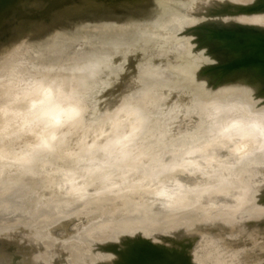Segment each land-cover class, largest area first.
Wrapping results in <instances>:
<instances>
[{
  "label": "rangeland",
  "instance_id": "1",
  "mask_svg": "<svg viewBox=\"0 0 264 264\" xmlns=\"http://www.w3.org/2000/svg\"><path fill=\"white\" fill-rule=\"evenodd\" d=\"M29 1L0 0V17L2 16V19L4 16H6V19L9 18V21L6 19H3V21L0 18L2 22H0V198L4 197L2 199H6L4 195L6 193V196H11L10 208L13 209V212L7 213L5 218L0 216V264H156L162 260L163 262L166 261L165 264L167 262L168 264H264V214L261 212L264 209L263 162L258 161L259 163L255 162V164L251 159L249 162L248 160L243 161L240 158L238 160L242 162L239 161V163H237L239 167L237 166L234 172L228 169L227 166L225 167L221 166V164H217L218 166L209 174L203 172V168H205V163L203 161L201 164L204 165V167L200 166V164L195 166L198 162H192L194 165H192V163L189 165L187 161H184L187 162L189 166L192 165L195 168L199 167V169L196 170H193L194 168L192 166L190 169L183 161H181V163H179V161L177 164H172L170 167L167 166L168 168L166 166H160L152 170L146 163L147 159H144L146 162L142 160L141 163L143 165L137 167L138 164L141 165L138 162L144 158V155L149 154V147H153L155 143H157V146L160 145L158 141L160 142L162 137L163 139L164 137L168 139L166 145L170 150L171 146L168 144L172 145L177 143L176 146L180 145L181 143L179 142H181V139L183 140L186 134L196 129L203 121L201 120L203 117L200 115L202 111L196 110L186 102L183 105L179 104V100L185 97V94H178V91H180L179 89H181L179 86L198 77L196 79H199L201 82L202 79L204 81L208 79L215 84L214 90L211 92L217 91L225 84L229 85L230 91L237 92L244 85L242 84L243 82L251 84L254 82L255 76L256 78H263L264 68L262 69L261 67L264 65H259L260 68H258L259 66L255 67L257 65L253 62L256 61H252V58L255 57L253 55H258L259 53L252 54L254 50L251 49V46L253 44L256 45L254 41H257L258 38L256 39L255 37L264 35V24L261 25L262 23L259 24V21H256L259 20L262 15V20L264 22V0H254L252 3L248 4L235 0L236 2L227 4L226 6H224L223 2L207 6L205 3L208 0L206 2L205 0H195V2L193 0H158V10H163L166 7H170V5L173 10L163 16L156 17L153 22L149 21L150 23L148 22L150 16L139 15V13L134 11H136L137 8H142V6L144 7L145 5L142 3L146 4L151 0H136L131 3H128L127 0H122V2H120V0H31V3ZM34 1L38 2L33 5ZM106 1L113 3L111 5H106L108 4ZM118 1L122 4L120 5ZM153 1L154 0L151 2ZM116 3L118 5H115ZM29 4L32 6L30 9L28 6ZM98 4L99 7L102 6L101 4H103L102 7L116 6V9L106 8L103 10L104 14L110 17L108 20L107 18L96 20L93 17L79 16L73 20L72 26L60 25L42 35L34 32L42 25H44L42 27L46 26L45 29H48L53 22L54 24L52 26L62 22V17H64L65 13H67V15H65L64 20H66V17L70 14L69 12L72 14L75 10L73 13H76V11L78 13L81 8V11L84 9L83 11L85 12L90 5H92L91 7H98ZM67 5L70 6L68 7ZM64 8L66 11H63V13L61 11L64 10ZM67 10H69V12H67ZM43 12L45 13L44 15ZM220 12H222L223 16L231 18L228 19L229 21L225 18L224 21L221 16L220 21L226 22H222L221 25L219 24L218 17L217 23L219 22L218 24L220 26H225L222 29H219V25L216 23L217 18L215 20V16H217L218 13L220 14ZM61 13H63V15ZM177 13L182 14L183 18H176ZM257 15L260 18H255V20L252 21L257 23L256 26L261 25V27L259 26L260 30L253 25L255 28L253 31H255V33L248 34L247 32L245 33V31H239L244 30V28H252L253 26L249 25L250 23L252 24L249 17L253 19V16ZM51 16H53V20L55 19L58 21V19H62L57 23L55 21L51 22ZM28 17L30 20L26 19ZM232 18H236L235 22ZM14 19H16V21ZM13 20L15 22H13ZM212 20L215 22H212ZM230 20L234 22H232L233 27L231 26ZM7 21L8 25L10 24L9 26H7ZM46 21L49 22L47 23ZM3 22L6 23H4V27H2ZM227 24H230L229 27L232 28H228ZM17 25L18 27H16ZM213 25H217V27ZM34 27L36 30H34ZM4 28L7 29V31H3ZM10 30L14 31V33ZM217 33L222 35L219 36L218 34V37L216 35ZM207 35H214V38H219L220 42V38L222 37H224L222 40L225 42V39L232 38L230 40H233L240 37V39L243 40L240 44L236 39L234 42H230V40L227 41L230 42V45L235 43L237 48L240 47L239 49L235 48L237 51L239 50L238 52L240 54L243 50L246 51L245 53L248 52L247 54L243 52L245 55L252 54L253 57L250 55L252 60L249 63L248 59L243 58L244 60H248L247 62L245 61V65L243 64L244 60L242 63L239 62L242 59H238V57H240L239 55L235 57V54H238L236 50L232 51V48L235 47L234 44V47L230 50L229 47L231 46L228 48L226 47V45L228 46V42L225 44V42L223 43L222 41L221 43H223V45H221H225L222 51L228 53L230 56L232 55L229 59V63H226L227 60L224 54L219 48L210 44ZM251 37L253 40L255 38V40H252L253 44L249 46L251 47L249 49V47L246 48V46H248L246 44V42L248 43L246 39L251 40ZM260 39H264V37L262 36ZM237 40H239V38ZM263 43L264 42L259 43L261 47L264 46ZM248 44H250V42ZM259 44L257 45L260 46ZM256 46L253 48L255 51L257 50ZM95 47L99 49H95ZM242 47L243 50L241 51ZM263 48H261V51H263ZM89 49L91 51L93 49L94 52L92 53L94 54L91 55L89 52L90 54L88 55ZM95 50H97L96 52L98 53H96ZM247 50H252V52ZM258 51L261 56L259 55L260 59L257 60H259L261 64H264L260 61L261 59L264 60V51L261 52L260 49H258ZM101 54L106 55V59L98 65L99 61L97 60L101 58ZM174 54L177 57L176 61L172 58ZM245 55L243 56L245 57ZM236 59L239 60V64H236ZM190 60L194 61L195 66L191 70L185 69L183 64H186V62ZM95 62L98 64L96 65ZM251 62L255 65L251 64ZM236 65L243 67H237ZM114 66H117V70H113ZM216 66L218 67L217 70ZM226 68L229 70L226 71ZM249 68L254 72L249 71ZM240 70L243 71L241 72L243 73L242 77L237 81L227 82L230 79L229 77L233 74L240 73ZM223 71L226 72L224 73ZM66 77H71L70 79L67 78L68 80L73 78L71 80L72 82L78 80V83H75V90L73 87H68L69 85L72 86V84L68 85L69 81H66ZM13 81L18 82V85L14 84V86L16 85V94L11 90V88L14 90L13 86H11V88L7 87L11 85L10 83H13ZM61 81L62 85L64 84L65 87H62ZM63 81L67 82V85L65 82L63 83ZM45 84L49 86L43 87ZM57 86V89H65L64 93L62 90H58L60 93L58 91L56 92L58 96H62H59L61 98L60 101H63L62 98H67L66 95H69V102L67 101L69 104L66 103L65 106L69 105V107H71V105L73 106V104L79 103L80 106H82L81 109H90L91 111L93 110L92 112H95L93 116L94 119L87 118L86 120V117L82 114L83 111L79 110L78 119H85L86 121L82 122L78 120L80 122L79 126H76L78 130L75 135L69 137L67 133L62 134L61 131H65L67 127L69 128L70 125L68 121L65 122V120L67 119L66 116L69 117L70 115H66V118L64 117L65 119L62 118V123L57 121L58 119L54 118V120L51 118L54 122H57L55 125L53 120H50L54 123L53 128L59 127L60 125L62 128L65 127V129L62 130L61 128H55L58 130V134L61 133L62 136L64 135L63 139H61L62 136H59V138L61 137L60 140L58 137H56L58 140L55 139V141L60 143V145L56 146L60 148L54 146V148L56 147V153L55 150H50V152L45 149L38 154L36 159L32 160L33 158L30 155L19 154L18 151H24V148L28 146V148H32V144L37 141V138L41 134H46L45 129L46 131L51 130L49 128H52V123L49 122L50 127L48 130L45 126L48 127L49 124L47 126L44 123L49 121H45L49 119L46 113L34 115V112H27L26 109L31 99L37 100L41 98L42 101H45L46 98L49 100L50 96L52 100L59 98L57 95L56 97L53 94L55 93L53 89L57 90ZM247 87L248 86L245 88L248 89ZM139 88L144 90L156 89L159 92V99L156 102L154 101L155 103H151L152 101L149 100L148 102L147 100L144 102L145 104L148 103L146 104L147 107H144V105V109L141 108L139 111V113L143 112L142 115H140L143 117V121H141L142 125L138 124L137 127H132V130L135 129V133H141L139 140H137L139 144L138 148L135 146L130 147L129 145L131 149L135 147L133 151L129 152L130 155H133L128 159L132 162L131 165L129 163L131 167L134 166L132 164L136 162L137 169L135 168L136 170H134V173L138 172L136 174L138 175L136 183L127 179L129 181H127V187L116 190L110 189L111 191L105 190L107 189L106 186L97 189L94 187L89 191L84 200H80L81 196L79 195V197L78 193L74 191L70 193L69 191L66 192V185H75L77 187L82 185L80 183H85L84 178L86 175L83 174L85 172V174H87L86 170H88L90 165H92L91 168L94 166L98 172L107 170L108 173H110L109 176H120L118 171L121 169V165L116 164V160H118L119 157L115 156V147H117V145L113 146L115 143L112 142L114 140H111L123 137L121 131L120 133L115 130V132L111 133V129L114 126L113 124H116L117 121L114 120V123L109 122L112 128L108 125L110 130L108 129V131L102 132L98 135V138L94 136L95 143L93 142V138L88 137H91L89 134H91L94 129L99 128L96 126H99L98 123L104 120V118H112V121L116 115L118 117V112L123 110L121 108V103L125 100L126 93ZM257 88L259 97V95L264 93V85ZM67 90H69L68 93ZM190 90L191 89H188L186 91ZM179 97L180 99H178ZM54 100L52 102L53 104L56 102H54ZM72 100L74 102H71ZM133 100L136 101L135 99ZM58 102L59 100L57 104H59ZM64 102H66V99ZM130 102L132 104V100ZM136 102L139 103V101ZM137 103L133 104L140 108L142 104H138L140 105L138 106ZM150 103L152 104L151 106L149 105ZM124 104L126 105L127 103ZM148 105L150 106L149 108ZM262 105L263 102L260 106ZM123 108H126V106ZM132 108L133 107L130 109L132 110ZM130 112L131 116H133V111ZM71 113L74 114L73 111ZM88 114L89 113L86 112V116ZM253 114L257 115L256 112H253ZM21 115L22 117H20ZM252 116L254 115L251 113V117ZM122 118L126 121H129V118L131 120L130 115L128 118L126 115ZM40 121L43 122L42 125L44 124L42 127L39 124L41 123ZM36 122L39 123L37 124ZM130 122L129 125L132 124V121ZM57 124L59 125L57 126ZM39 125L41 127L40 129L43 127L44 129L39 130L35 127H39ZM33 127L35 129H33ZM262 127L264 130V125ZM262 129L260 128V130ZM64 131L62 132L64 133ZM145 131L148 132V134L143 138ZM260 132L261 131H259V133ZM110 133L111 136L109 137L108 135ZM259 133H256V135H259ZM208 134L212 133L208 132ZM262 134L264 135V133ZM263 135L259 136L260 139L256 136L260 143L256 140L254 144L257 143L256 145H258V147L262 143L260 140H262L261 137H263ZM66 139L71 142H69V145L67 143L68 146L63 149L65 146L62 147V141L65 143ZM88 139L92 140L93 145L97 144V146L95 148L90 147V141L88 142L89 144L87 143L88 145L86 144L87 146H82L83 141H87ZM131 140L134 139L132 138ZM109 141H111L110 144L108 143ZM132 142L135 143L136 140ZM55 143L57 144V142ZM107 144L108 146H105ZM109 145L113 148L112 151L110 150L111 152L107 150V148L111 149ZM207 146L205 147L207 148ZM213 146L217 147V145ZM35 147L36 144L33 148ZM89 147L92 150L97 149L98 152L95 151L97 154L95 155L92 150L89 151ZM59 149H61V151H58ZM210 149V151L208 149L210 154H217V150L219 151V149L216 148ZM166 150L163 149L162 151L165 152ZM196 150H199L198 153L202 152L201 149ZM196 150L194 153L197 152ZM82 151H84V154L81 155ZM99 151L105 152L104 154L108 153L109 155L105 156ZM86 152L90 153L91 156L85 154ZM163 152L159 150L154 154V157H160L162 154L166 155L167 151L165 153ZM222 152L225 154L226 150ZM207 153L208 152H206V154ZM215 154L214 156L216 158L218 154L217 156ZM244 155L245 157H242V155L241 157L243 159H248L246 157L247 155ZM207 156L208 159L209 156H213V154ZM205 158L203 159L205 160ZM210 158L212 159L214 157ZM149 159L150 162L153 161L151 157ZM93 162L97 164L94 165ZM127 164L126 162V165H124L127 166ZM129 166L125 168H129ZM150 167H152V165H150ZM81 169L86 170H82V173L80 171ZM137 170H139L141 174H139L140 172ZM229 170L231 172H229ZM74 176L76 179H73L75 178ZM82 176H84V178ZM66 178H69V180H66ZM147 178L152 180V184L155 185L153 188L147 183ZM222 178L233 181L232 183H239V186L235 188L237 192L243 194L240 200L243 201L244 198L247 197L252 205L248 206L246 209H241V211L235 213L234 216L232 215L230 219L232 220L233 218V222L230 219L229 221L228 219L225 220L224 213L228 209L226 214L228 215L229 211L232 212L238 205L235 207H233L234 205H210L204 203L207 199L202 196L196 197L190 202L185 198V200L179 198L180 202L182 200L183 203L176 202L173 203V206L167 203L168 200L174 197L176 198L177 195L183 194L185 191L194 194L203 192L206 188H214ZM70 179L74 180L75 184H73L74 181L72 182ZM144 181L147 186L144 184ZM138 182L139 185L137 184ZM131 183L137 184V186ZM129 184L134 187L132 188ZM151 188L153 189L152 191ZM156 188L159 189V191H157ZM160 188L163 190H160ZM248 189L254 190L246 196L247 191H249ZM4 190L6 191L3 192ZM159 192L165 194L163 195ZM173 192H176V195L173 194ZM154 193L159 195H155ZM152 195L154 197H152ZM167 195H172V197H165ZM235 196L236 195H234V198ZM141 200L148 206L149 211L152 209L151 216L155 213L153 218L148 216L151 212H149L145 206L143 207V202ZM133 201L136 202V205L139 204V202L140 204L136 206ZM148 201L150 205L147 203ZM186 201L188 204H185ZM157 202L159 203L157 204ZM67 204L73 207L70 210L72 212L67 210L70 214H67V211L63 210L66 212L64 213L60 210L62 208L61 206ZM162 204L165 205L162 206ZM238 204L241 205L240 203ZM149 206L153 207L150 208ZM58 207H60V209ZM160 207L165 211L163 214ZM174 207L175 209L177 207V209L175 210ZM179 207L181 209H179ZM78 209L80 211L83 210V213L77 212ZM141 209L143 212L140 211ZM215 209H218L217 213L211 212ZM58 210L60 213H58ZM138 210L139 212H136ZM144 210L146 213L148 212V215H146ZM157 211H159V213ZM156 212L159 216L156 215ZM141 214L146 215L147 218L149 217L151 220H148L146 216L143 217ZM17 215H21L20 218L16 217ZM26 215H36V219L22 224L23 221L21 218ZM51 215L52 218H50ZM199 216H201V218ZM228 216L225 218H228ZM140 217L141 219L143 218V221L147 219L146 224L145 222H139L143 227H139V224L133 223L135 218L134 221H140ZM158 217H160V219ZM195 217H197V219H193ZM46 219H49V221H46ZM157 219L159 221H157ZM187 219L190 220L188 221ZM127 220L130 221V224H133L135 229L132 225H129L130 227L127 226L129 224ZM147 221H150V224L147 225ZM174 221L177 222L174 223ZM179 221L180 223H178ZM152 222L155 223L154 227ZM170 222L172 223L171 226L173 229L170 228ZM199 222L202 224H199ZM117 223L120 224L117 225ZM123 224L126 225L123 227ZM166 224L170 227H166ZM177 224H180L179 227ZM173 225L178 228L175 230ZM181 225L184 227H181ZM200 225L201 227H199ZM101 227L105 228L103 229ZM187 227L190 229H187ZM145 229L147 230L146 233ZM167 231H169V233ZM140 232L142 233L140 234ZM132 249L135 250L133 251ZM134 257L135 259H133Z\"/></svg>",
  "mask_w": 264,
  "mask_h": 264
},
{
  "label": "bare ground",
  "instance_id": "2",
  "mask_svg": "<svg viewBox=\"0 0 264 264\" xmlns=\"http://www.w3.org/2000/svg\"><path fill=\"white\" fill-rule=\"evenodd\" d=\"M29 1V0H28ZM31 1V0H30ZM29 1V2H30ZM42 1V0H41ZM47 1V0H46ZM52 1V0H51ZM50 1V2H51ZM73 1V0H72ZM109 1H111V0H109ZM109 1H106L108 4H106V5H111L112 3H110ZM135 2L136 0H127V2L129 3H131V2ZM152 1V0H151ZM151 1H148L146 4L145 3H142V4H144L145 6L143 7L142 6V8H137V10L136 11H134V12H137V13H139V15H147V16H150L149 18H148V22L149 21H154L155 20V18L156 17H158V16H163L164 14H166V13H168V12H170V11H172L173 10V8H172V6L170 5V7H166L165 9H163V10H158V6H159V2H158V0H154L153 2H151ZM192 1V0H191ZM194 2H195V0H193ZM207 0H205V2H206ZM237 2L239 1V2H242V3H244V4H248V3H252L254 0H236ZM235 0H208L205 4L207 5V6H212V5H214V4H217L218 2H223V4H224V6H226L227 4H230V3H234V2H236ZM36 2H38V1H34L33 2V5L36 3ZM120 2H122V0H120ZM119 1H118V3L121 5L122 3H120ZM31 3V2H30ZM105 3V2H104ZM25 4H27V3H25ZM57 4H59V3H57ZM31 4H29L28 6H29V9H30V7H32V6H30ZM43 5V4H42ZM41 5V6H42ZM97 5V4H96ZM95 5V6H96ZM102 6H103V4H101ZM115 5H118L117 3L115 4ZM125 5V4H124ZM27 6V7H28ZM51 6V5H50ZM68 6V5H67ZM70 6V5H69ZM68 6V7H69ZM92 5H90V7L89 8H91V9H89L88 8V10H86L85 12L82 10L81 11V9H79L78 11L80 12H78L77 13V11H76V13H73V12H75V10L72 12V14H71V12H69V10H67V12H69L70 14L66 17V20H64L65 18V15H67V13H65V15H64V17H62V18H60V19H58V18H56V19H58V21L57 20H53V16H51L50 18H52V20H51V22H53V21H55L56 23L57 22H60L61 21V19L63 20L62 22H60V23H58L57 25H54V26H52L53 24H54V22L52 23V25L50 24V26L51 27H47L48 29H45L46 28V26L45 27H42V26H44V25H40L41 27H39V28H37L38 30L37 31H34V30H36V28L34 27V32L35 33H37V34H40V35H42V34H45L46 32H48V31H50L51 29H53L54 27H57V26H60V25H70V26H72L73 24H72V22H73V20L76 18V17H79V16H86V17H93L94 19H96V20H99V19H104V18H107V20L110 18L109 16L107 17L105 14H104V9H106V8H109V9H116V6L115 7H99V4H98V7H91ZM206 6V7H207ZM45 7V6H44ZM44 7H42V8H44ZM47 7V6H46ZM52 7H56V6H52ZM58 7H60V6H58ZM57 7V8H58ZM76 7V6H75ZM22 8V7H21ZM39 8V7H38ZM49 8V7H48ZM71 8V7H70ZM77 8H78V5H77ZM85 8V7H84ZM24 9H26V8H24ZM28 9V10H29ZM46 9V8H45ZM58 9H60V8H58ZM50 10V9H49ZM51 10H53V9H51ZM62 10V9H61ZM60 10V11H61ZM42 11H44V10H42ZM47 11V10H46ZM55 11H56V9H55ZM63 11H66L65 10V8H64V10H62L61 12H63ZM20 12V11H19ZM52 12V11H51ZM83 12V13H82ZM26 13H27V11H26ZM39 13H40V11H39ZM42 13V12H41ZM49 13H50V11H49ZM48 13V14H49ZM54 13H58V12H54ZM64 13V12H63ZM63 13H61L62 15H63ZM29 14V13H28ZM33 14H36V13H33ZM45 13L43 12V15H44ZM219 14V13H218ZM218 14H217V16H215V20H216V18H217V20H216V23H217V21H218V17H219V24H221L222 25V22L220 21L221 20V18H222V20L224 19V21H225V18H226V20H228V19H231L230 17H226V16H223L222 15V12H220V14H219V16H218ZM5 15V14H4ZM32 15V14H31ZM39 15V14H38ZM37 15V16H38ZM53 15V14H52ZM59 15V14H58ZM33 16V15H32ZM36 16V15H35ZM48 16V15H47ZM49 16H50V14H49ZM55 16V15H54ZM56 16H57V14H56ZM61 16V15H60ZM222 16V17H221ZM6 16H4L3 17V19H6L5 18ZM10 17V16H9ZM13 17V16H12ZM41 17V16H40ZM43 17H45V16H43ZM58 17V16H57ZM221 17V18H220ZM224 17V18H223ZM254 18L252 19V17H249V20L252 22V24L250 23H248L250 26H253V25H255V27H258L259 28V30H260V27H261V25H263L264 24V22H263V20H262V18H263V16L261 15V18L257 15V16H253ZM32 18V17H31ZM35 18H38V17H35ZM176 18H179V19H181V18H183V16H182V14H180V13H177L176 14ZM244 18V17H243ZM255 18H260L259 20H256L257 22L259 21V24L260 23H262L261 25H259V26H256V24L257 23H255V22H253L252 20H255ZM1 19H2V16H1ZM2 19V20H3ZM9 18H7L6 20H8ZM10 19H11V17H10ZM19 19V18H18ZM21 19V18H20ZM25 19V18H24ZM26 19H29L30 20V18L28 17V18H26ZM34 19V18H33ZM233 20H234V22H235V20H236V18L234 19V18H232ZM15 21H16V19H14ZM13 20V22H15ZM32 20V19H31ZM38 20H40V19H38ZM238 20V19H237ZM4 21V20H3ZM9 21V20H8ZM8 21H7V26H9L8 25ZM18 21V20H17ZM24 21V20H23ZM23 21H21V22H23ZM26 21V20H25ZM41 21V20H40ZM39 21V22H40ZM43 21V20H42ZM229 21V20H228ZM240 21V20H239ZM249 21V22H250ZM260 21H262V22H260ZM1 22V21H0ZM27 22V21H26ZM47 22V21H46ZM49 22V21H48ZM47 22V23H48ZM50 22V23H51ZM180 22H182V21H180ZM212 22H215V21H213L212 20ZM230 22H231V26H232V24L234 23L232 20H230ZM233 22V23H232ZM237 22V21H236ZM245 22H246V20H245ZM2 23V22H1ZM5 22H3V26L2 27H4V25L6 24H4ZM30 23V22H29ZM45 23V22H44ZM55 23V24H56ZM150 23V22H149ZM217 23V25H219ZM223 23H226V22H223ZM254 23V24H253ZM16 24H17V22H16ZM30 24H33V23H30ZM36 24V23H35ZM40 24V23H39ZM38 24V25H39ZM215 24V23H214ZM13 25V24H12ZM11 25V26H12ZM47 25V24H46ZM217 25H213L214 27H217ZM226 25V24H225ZM1 26V25H0ZM19 26H20V24H19ZM25 26V25H24ZM36 26H37V24H36ZM49 26V25H48ZM227 26H228V28H232V27H229L230 26V24H227ZM2 27H1V30H2ZM6 27V26H5ZM16 27H18V25L16 26ZM219 27H220V25H219ZM21 28V27H20ZM19 28V29H20ZM252 28H254V26L252 27ZM263 28H264V26H263ZM13 29V28H12ZM245 29V28H244ZM12 31V30H11ZM14 31H15V29H14ZM14 31H12L13 33H14ZM264 32V31H263ZM261 33V32H260ZM218 34L219 33H217L216 35L218 36ZM262 34V33H261ZM222 34H219V36H221ZM218 36V37H219ZM263 37H264V35H262ZM262 36H257V37H255L256 39H257V41H254L255 40V38H254V40L252 39V37H251V40L250 39H246V41H248V43L250 42V44H248L247 42H246V44L248 45V46H246V48L247 47H249L250 45H252L253 43V41L256 43V45L257 44H259L260 42H264V39H260V37L262 38ZM97 37V36H96ZM223 39H224V37H222ZM222 38H220L221 39V42L223 41L222 40ZM234 38V37H233ZM239 38V40H237ZM243 38V37H242ZM230 39H232V38H228V39H225L226 40V42H228ZM236 39V41L240 44L243 40L242 39H240V37H237V38H235ZM235 39H233V40H230V42L231 41H233L234 42V40ZM218 40H219V38H218ZM228 40V41H227ZM241 40V41H240ZM245 40V39H244ZM253 40V41H252ZM259 40V41H258ZM261 40V41H260ZM220 41V40H219ZM225 41H223V43H224ZM226 42H225V44H226ZM230 42H228V46L226 45V47L228 48L229 46H231V47H229L230 48V50H231V48L232 47H234V48H232V51H234V50H236V53H238V54H235V57H238V55L241 57V56H243V55H245V54H247V53H245L246 51H244L243 50V47L241 48V54L237 51V49H239L240 47H238L237 48V46H236V44L235 43H233L234 44V46H233V44L232 45H230ZM236 42V43H237ZM258 42V43H257ZM238 43H237V45H238ZM243 44H244V42H243ZM243 44H241V45H243ZM264 44V43H263ZM254 45V44H253ZM251 46V47H249V49L251 48L252 50H254V52L252 53V54H254V53H259L258 55H253V56H255V57H253L252 56V54H249V55H245V57L243 56L242 58H240V57H238V59H242L241 61H239V60H237V63L236 64H239L238 63V61L239 62H241L242 63V61L244 60L243 58H246V59H248V60H244L243 61V64L245 63V61L247 62H249L250 63V61L252 60V61H258L259 62V60H257V59H260V56H261V54H260V52L258 51V49H260V51H261V48H263V47H261V45L260 46H256V45H254V46ZM27 46V45H26ZM225 46V45H224ZM239 46V45H238ZM245 46V45H244ZM256 46V51H258V52H256L255 51V49H253L254 47ZM261 47V48H260ZM91 48H94V47H91ZM235 48H237V49H235ZM245 48V47H244ZM95 49H99V48H96L95 47ZM90 50V49H89ZM88 50V55L91 53V55L92 54H94V53H92V52H94V50L92 49V51L90 50L89 51ZM252 50H247V51H251L252 52ZM97 50H95V52H96ZM263 51H264V48H263ZM263 51H261V52H263ZM90 52V53H89ZM243 52L245 53V54H243ZM96 53H98V52H96ZM264 53V52H263ZM262 53V54H263ZM237 55V56H236ZM250 55L253 57H251L250 58ZM260 55V56H259ZM264 55V54H263ZM263 55H262V57H263ZM87 56V55H86ZM232 56V55H231ZM247 56V57H246ZM249 56V57H248ZM256 56H258V57H256ZM172 58H173V60L174 61H176V55L174 54V56H172ZM106 59V55H102L101 54V58H99V60H97V61H99L98 63H96V65L98 64V65H100L104 60ZM255 59V60H254ZM204 60H206V59H204ZM260 61H262L263 63H264V60L263 59H261ZM209 62H211V61H209ZM212 62H214V61H212ZM215 62H217V63H219L218 61H215ZM253 62V63H255L257 66H255V67H258L259 65L261 66V65H264V64H261L260 62V64L257 62ZM248 63V64H249ZM252 62H251V64H253ZM242 64V65H243ZM251 64H249V65H251ZM255 64H253V65H255ZM184 66V68L185 69H189V70H191L194 66H195V63H194V61H188V62H186V64H183ZM245 65V64H244ZM243 65V66H244ZM230 66V65H229ZM229 66H228V68H229ZM237 66V65H236ZM235 66V67H236ZM243 66H237V67H243ZM246 66H247V63H246ZM260 66L258 67V68H260ZM83 67H85V66H83ZM117 68V66H114V68H113V70L115 69V70H117L116 69ZM262 69L264 68V66H262L261 67ZM230 69H231V67H230ZM232 69H233V67H232ZM240 69V68H239ZM261 69V70H262ZM83 70H85V69H83ZM229 70V69H228ZM227 70V68H226V71H228ZM225 71V72H226ZM263 71V70H262ZM224 72V71H223ZM224 72V73H225ZM235 72V71H234ZM237 72H239V71H237ZM241 72H243V71H241L240 70V73H237V74H233L231 77H229L230 79L227 81V82H234V81H237L240 77H242V74L243 73H241ZM224 73H222V74H224ZM73 77V76H72ZM70 79L71 77H66V79ZM75 78V77H74ZM196 78H198V77H196ZM196 78H193L192 80H190L189 82H187V83H184L183 85H181V86H179V88L181 87V89H179L180 91H178L179 93L178 94H180V95H182V94H185V97H182V96H180V97H182L181 98V100H179V104H181V105H183L185 102L187 103V104H189L190 106H192L193 108H195L196 110H198V111H202L201 112V114L200 115H202V119L201 120H203L198 126H197V128L196 129H194L193 131H191L190 133H188V134H186L184 137H183V140L181 139V142H179V143H181L180 145H178V146H176V144L174 145V144H172V145H170V144H168L169 146H171L170 147V150L168 149L169 147L166 145L167 144V142H168V139H166L165 137H164V139H166V140H164L163 139V137H162V139L164 140H162V142H161V140H160V142L158 141V143L160 144V145H158L157 146V143H155V145L153 144V147L152 146H150L149 147V149H148V151H149V154H145L144 155V158H142L138 163H140L141 165H139L138 164V166L136 165V162L134 163V164H132V165H134V166H129V163H130V165H131V163L132 162H130V160L128 159L131 155H133V154H129V152H131V151H133L134 150V148L135 147H137L138 148V146H139V144H138V141L137 140H139V138H140V136H141V133H135V129H133L132 130V127H137L138 126V124H140V125H142V123H141V121H143V117L142 116H140V115H142V110H141V112L142 113H139V111H140V109L141 108H143V106L144 107H147V105L146 104H148V103H144L146 100H147V102H148V100L149 101H152L151 103H155L159 98V92L156 90V89H152V90H144V89H142V88H139V89H135V90H132V91H128L127 93H126V98H125V100L121 103V108L123 109V110H120L119 112H118V117H117V115H116V117L111 121V119L112 118H108V117H106V118H104V120H102V121H100L98 124H99V126H96V127H99L98 129H94L93 130V132L91 133V134H89V135H91V137H88V138H93V142L95 143V138H98V135L99 134H101L102 132H106V131H108V129L111 127V125H109V122H111V123H114V120L115 121H117L116 122V124L114 123L113 125V128L111 129V133H113V132H115V130L117 131V132H122V135H123V137L122 138H120V137H118V138H114V139H111V140H114V141H112L113 143H115V145H113V146H116L117 145V147H115V156H118L119 158H118V160H116V164H118V165H121V169L118 171V173H119V175L120 176H118V177H114V175H110L109 176V174L110 173H108V171L107 170H104V172H98L97 170H96V168H94V166L91 168V166L92 165H90V167L88 168V170H86L87 171V174H83V175H86L85 176V178H84V176H82L83 178V180H84V182L85 183H80V184H82L81 186H69V185H66L65 187H67V188H65V191L66 192H68L69 191V193L70 192H76V193H78V196L80 197V200H84L85 199V197H87V195H88V193H89V191H91L94 187H96V189L97 188H101V187H104V186H106V188L107 189H105V190H109V191H111V190H113V189H119V188H125V187H127L128 186V183H127V181L128 180H130V181H134V183H136V179L138 178V175H136L138 172H136V173H134V170H136L137 168H136V166L137 167H139V166H142L143 164L141 163V161L143 160V161H145L144 159H147L145 162L148 164V166H149V168H151L152 170L153 169H155L156 167H160V166H169L170 167V165H172V164H177V162H179V163H181V161H187L188 163H189V165L193 162V163H196V162H198V163H196L197 165H195V166H198V164H200V166H203L204 167V165H205V168H203V172L205 173V174H209L210 172H213L214 171V169H215V167L216 166H218L217 164H221V166H227V168L228 169H230L231 171H235L236 170V168H237V166L239 165H237V163H239V161L240 162H242L241 160H253L252 162L253 163H255V162H257V163H259L258 161H260V162H263L262 164H264V139H263V137H264V135L262 134V133H264V130L262 129L263 127V125H264V93L262 94V95H259V97H258V88L257 87H259V86H263L264 85V76H263V78L261 77V78H256V76L253 78L254 79V82L253 83H251V84H246L245 82H243L242 84H244L242 87H241V89H239V91H237V92H232V91H230L231 89H230V87H229V85H223V86H221V88H219L217 91H215V92H211L212 90H214V83L212 82V81H210V80H208V79H206L205 81L202 79V82L204 81L205 82V84H204V82L202 83L199 79H196ZM66 80V81H69L68 82V85L69 84H72V86L71 85H69L68 87H73V89L75 90V85L78 83L76 80H74L73 82L71 81V80ZM76 79V78H75ZM78 79V78H77ZM15 81V80H14ZM13 81V83H10L11 85H9V86H7V87H9V88H11V86H13V88H14V90L11 88V90H12V92L13 93H17V91H15V87H16V85L14 86V84H17L18 85V82H14ZM207 81V82H206ZM263 81V82H262ZM10 82V81H9ZM8 82V83H9ZM65 81H63V83H64ZM71 82V83H70ZM77 82V83H76ZM61 83V85H62V81L60 82ZM76 83V84H75ZM65 84L67 85V82H65ZM73 84H74V86H73ZM61 85H59V86H61ZM44 86H49V85H47V84H45V85H43V87ZM246 86H248L247 88L248 89H246L245 87ZM42 87V88H43ZM46 87V88H47ZM62 87H65V85L63 84L62 85ZM58 88V86L56 87V89ZM44 89V88H43ZM66 89H67V87H66ZM188 89H191L190 91H186V90H188ZM40 90H41V87H40ZM58 90H62V89H57V90H55V89H53V92L55 91V93H53L54 94V96H58V93L56 94V92L58 91ZM64 88H63V93H64ZM72 90V89H71ZM70 90V91H71ZM62 91H61V93H62ZM59 93H60V91H58ZM66 92V91H65ZM69 92V90H67V93ZM62 93V95L64 96V94ZM32 94V93H31ZM142 94H144V95H142ZM50 95H51V93H50ZM47 96V95H46ZM53 96V97H54ZM56 96V97H57ZM60 96V95H59ZM58 96V97H59ZM67 96V98L66 97H63L62 99H63V101L61 102L60 101V97H62V96H60L59 98H55V100H54V102L56 103H52L53 102V100L51 99V96H50V99L48 100V98H46V100L45 101H42L41 100V98L39 99H31L30 100V102H29V104H28V108L26 109L27 110V112H34L33 114L34 115H36V114H43V113H46V115L48 116V118L49 119H46L45 121H47V120H49V121H47V122H44L45 123V125H47L48 126V124H49V126L48 127H46L45 126V128H49L50 127V123H52L51 121L55 118V119H58L57 121H59L60 123H62L63 121H61V120H63V119H65L66 117H67V119L65 120V122L66 121H68V123H69V128L67 127V129H65V127H63L62 128V126L60 125L59 127H55V128H58V129H60L61 128V130L62 129H65V131L64 130H62V131H64V133L61 131V133L62 134H68V136L70 137L71 135H75V133H76V131L78 130V127H76V126H79V124H80V122L79 121H82V122H84V121H86L87 120V118L89 119V118H92V119H94L93 118V116L95 115V112H92L90 109L89 110H87V109H81L82 108V106H80V104L78 103V104H73V106L71 105V107H69V105H66L65 106V104L66 103H68L69 102V99H68V97H69V95H66ZM134 96V97H133ZM135 96H136V98H135ZM137 96H139V97H137ZM141 96H142V98H141ZM48 97V96H47ZM180 97L178 98V99H180ZM260 97H262V98H260ZM66 99V102H64L65 101V99ZM138 98H140V99H138ZM43 99V98H42ZM45 99V98H44ZM133 99H135L136 101H139V103H137L136 101H134ZM48 100V101H47ZM51 100V101H50ZM59 100V104H57V101ZM132 100V104L133 103H137V105L138 104H142L141 106L140 105H138V106H140V108L139 107H136L134 104L132 105L131 104V101ZM141 100V101H140ZM47 101V102H46ZM68 101V102H67ZM155 101V102H154ZM50 102V103H49ZM63 102H64V104H63ZM71 102H74L73 100L71 101ZM71 102H70V104H71ZM87 102H88V100H87ZM128 102H130V103H128ZM263 102V105L262 106H260L261 105V103ZM52 103V104H51ZM62 103V104H61ZM124 103H127L126 105L124 104ZM144 103V104H143ZM149 104L150 106L152 105V104ZM69 104V103H68ZM123 104V105H122ZM130 105H132V106H130ZM148 105V108L150 107ZM65 106V107H64ZM126 106V108H123V107H125ZM131 107H133L132 108V110L130 109ZM121 108H119V109H121ZM139 110H138V109ZM148 108H145V109H148ZM125 109V110H124ZM135 111H134V110ZM144 109V108H143ZM79 110H81V111H83V112H85V113H83L82 112V114L84 115V117H86V120L84 119V120H82V119H78V114H79ZM74 112V114H72L71 112ZM78 111V112H77ZM91 113H90V112ZM122 111V112H121ZM130 111H133V116H131V112ZM260 111H262V112H260ZM86 112H88L89 114L86 116ZM253 112L255 113H257V115L256 114H253ZM120 113V114H119ZM136 113V114H135ZM138 113H139V115H138ZM251 113H252V115H254V116H252L251 117ZM135 114V115H134ZM66 115H70L69 117L68 116H66ZM125 115H126V117L128 118V116L130 115V117H131V120H130V118H129V121H126V120H123V118L122 117H125ZM257 117H256V116ZM27 116V115H26ZM25 116V117H26ZM66 116V117H65ZM136 116H137V118H136ZM20 117H22V115L20 116ZM65 117V118H64ZM103 117V116H102ZM135 118V119H133V118ZM27 118V117H26ZM51 118H53V119H51ZM63 118V119H62ZM126 118V119H127ZM139 118V119H138ZM54 119V120H55ZM51 120V121H50ZM54 120H53V122H54ZM79 120V121H78ZM128 120V119H127ZM137 120V121H136ZM20 121V120H19ZM130 121H132V124H130L129 125V122ZM136 121V122H135ZM41 123H39L40 125H41V127L44 125H42V121H40ZM50 122V123H49ZM133 122H135V123H133ZM37 123V122H36ZM35 123V124H36ZM37 123V124H38ZM47 123V124H46ZM55 123V125H56V121L54 122ZM54 123H52L51 125V127L52 128H49V129H51V130H49V131H46V129H45V133L46 134H41L38 138H37V141H35L34 142V144H32L33 146H35V144H36V147L35 148H33V146H32V148H28V147H26V148H28V149H26V148H24V151H18V153L19 154H28V155H30L33 159L32 160H34V159H36L37 158V156H38V154L39 153H41L42 151H44L45 149H47V150H55L56 149V147L58 146V145H60V143H58V141H55V139H57L56 137H58V139L60 140V138H59V136H62V134L61 133H59L58 134V130L57 129H55V128H53V124ZM131 123V122H130ZM40 125H39V127L38 126H35L36 128H38L39 130H43L44 129V127L42 128V129H40L41 127H40ZM59 124H57V126H58ZM110 127H109V126ZM34 126V125H33ZM261 126V127H260ZM95 127V128H96ZM260 128L263 130H260ZM33 129H35L34 127H33ZM37 129V130H38ZM110 130V129H109ZM147 131V130H146ZM144 132V136H143V138H145L146 136H147V134H148V132ZM259 131H261L260 133H259ZM120 132V133H121ZM208 132H210V133H212V134H208ZM43 133H44V131H43ZM79 133V132H78ZM111 133L108 135L109 137L111 136ZM256 133H259V135L257 136L256 135ZM61 134V135H60ZM78 135V134H77ZM257 137H259V136H262L263 135V137H261V139L262 140H260L262 143H261V145L258 147V145H256V144H254L255 142H256V140H257V142H258V139L256 138V136ZM67 136V135H66ZM65 136V137H66ZM67 136V137H68ZM79 136V135H78ZM94 136H97V137H95L94 138ZM134 136H136V137H134ZM130 137V138H129ZM64 138V135L62 136V138L61 139H63ZM134 139V140H131V139ZM168 138V137H167ZM256 138V139H255ZM57 139V140H58ZM68 139V138H67ZM67 139H66V142L64 143L62 140V147L63 146H65V147H63V149H65L68 145H69V142H71V141H67ZM259 139H260V137H259ZM69 140V139H68ZM136 140V142L134 143V142H132V141H135ZM170 140V139H169ZM204 140V141H203ZM60 141V142H61ZM90 141V143L91 144H89L88 142ZM202 143H201V142ZM37 142V143H36ZM55 142H57V144L55 143ZM110 142L111 141H109L108 143L110 144ZM63 143H64V145H63ZM67 143H68V145H67ZM89 144L90 145V147H92V148H95L96 146H97V144L94 146L93 145V143H92V140H87V141H83V145L82 146H85L86 144ZM258 143H260V142H258ZM55 144V145H54ZM87 144V145H88ZM206 144V145H205ZM57 145V146H56ZM86 145V146H87ZM129 145H130V147L131 146H135V147H133V149H131L130 147H129ZM203 145H204V147H203ZM208 145V146H207ZM210 145V146H209ZM213 145H217V147H219V148H217V147H214ZM54 146H56L55 148H54ZM94 146V147H93ZM105 146H108V144L107 145H105ZM111 145H109V148H111L110 147ZM167 146V147H166ZM205 146H207V148L205 147ZM212 146V147H211ZM90 147L88 148L89 149V151L90 150H92V149H90ZM174 147H176V148H174ZM178 147H180V148H178ZM209 147V148H208ZM57 148H60V147H57ZM107 148V147H106ZM105 148V149H106ZM141 148V147H140ZM139 148V149H140ZM167 150H166V149ZM210 148H216V149H219V151L217 150V154H218V156H217V154H215V153H211V154H213V156H209V158L207 159V155H211L210 153H209V151L211 150ZM27 151H26V150ZM62 149V148H61ZM61 149H59L58 151H61ZM63 149H62V152H63ZM87 149V150H88ZM166 150L165 152H166V155H164V154H160V155H158V156H160V157H154V154H156V152H158L159 150H161V152H163L162 150ZM196 149H201V151L202 152H200V153H198V151L199 150H196ZM206 149V150H205ZM208 149H209V151H208ZM107 150L109 151V152H111L112 150H113V148H111V149H108L107 148ZM111 150V151H110ZM169 150V151H168ZM197 151V152H195L194 153V151ZM223 150H226V153L225 154H223ZM95 151H97L98 152V150L96 149V150H92V152H94V154L96 155L97 154V152L95 153ZM103 151H104V148H103ZM51 152V151H50ZM84 151H82V153H81V155L82 154H84L83 153ZM100 153H103V155H109L108 153L107 154H104L105 152H101V151H99ZM107 152V151H106ZM116 152H117V154H116ZM136 152H138V151H136ZM165 152H163V153H165ZM206 152H208L207 154H206ZM253 152V153H252ZM53 153H54V151H53ZM55 153H56V150H55ZM59 153V152H58ZM61 153V152H60ZM125 153H127V154H129V155H127V154H125ZM85 154H87V155H89V156H91L90 155V153H88V152H86ZM93 154V155H94ZM158 154V153H157ZM206 154V155H205ZM214 154L217 156L216 158H215V156H214ZM220 154V155H219ZM244 154H246L247 156V158L248 159H243L242 157L244 156L245 157V155ZM92 155V156H93ZM102 155V154H101ZM101 155H98V156H100V157H102ZM164 155V156H163ZM241 155H242V157H241ZM205 156H206V158H205ZM250 158H249V157ZM104 157V156H103ZM151 157V160H153V161H149L150 158ZM152 157H154V158H152ZM210 157H214V158H210ZM203 158H205V160L203 159ZM241 158V160H238V159H240ZM116 159H117V157H116ZM250 160V161H251ZM129 161V162H128ZM202 161L205 163L204 165H202L201 163H202ZM238 161V162H237ZM249 161V162H250ZM126 162L128 163L127 164V166H129V168H125V167H127V166H125L126 165ZM151 164H150V163ZM187 162H184L185 163V165H188V163ZM251 162V163H252ZM92 163V162H91ZM94 163V165L95 164H97V163H95V162H93ZM183 163V164H184ZM192 163V165H194ZM226 165H225V164ZM125 164V165H124ZM223 164V165H222ZM256 164V163H255ZM150 165H152V167H150ZM188 165V166H189ZM191 165V166H192ZM191 166H189L190 167V169H191ZM193 167V166H192ZM239 167V166H238ZM91 168V169H90ZM136 168V169H135ZM168 168V167H167ZM194 168V169H193ZM192 169L193 170H196V169H199V167H193ZM82 170H84V169H81L80 171L82 172ZM84 170V171H85ZM151 170V171H152ZM189 170V169H188ZM200 170L202 171V169H201V167H200ZM229 170V172H231ZM137 171H139V170H137ZM140 172V171H139ZM216 172V171H215ZM78 173H80V172H78ZM77 173V174H78ZM83 173V172H82ZM82 173H80V174H82ZM139 174H141V172L139 173ZM238 176H241V175H239V174H237ZM244 175V174H243ZM71 176V175H70ZM77 176H79V175H77ZM146 176V175H145ZM144 176V177H145ZM150 176V175H149ZM148 176V177H149ZM75 177V176H74ZM80 177V176H79ZM79 177H77V178H79ZM142 177H143V175H142ZM243 177V176H242ZM81 178V177H80ZM103 178V179H102ZM69 180V178H66V180ZM73 179H76V177L75 178H73ZM128 179V180H127ZM148 179V178H147ZM238 179H239V177H238ZM240 179H241V177H240ZM70 180H72V179H70ZM83 180H82V182H83ZM74 180H72V182H73ZM77 181V180H76ZM141 181V180H140ZM81 182V181H80ZM99 182V183H98ZM129 182V181H128ZM233 181H228L227 179H225V178H222V179H220V181L218 182V184L216 185V187H214V188H206L203 192H199V193H187L186 191L183 193V194H179V195H177V199L174 197V195H173V197L174 198H172V199H170V200H168L167 201V203L168 204H172V206H173V203H176V202H179V203H181L182 202V200H181V202H180V200H179V198L180 199H187V201L188 202H190V201H192L193 199H195L196 197H205L207 200H205V202L204 203H206V204H210V205H212V204H215L216 206L218 205V206H230V205H234L233 207H235L236 205H238L237 206V208L235 209V210H233L232 212H230L229 211V213H228V215H226L227 214V210L225 211V217H227L228 216V218H225L224 217V219L226 220V219H228V221H229V219L232 217V215L234 216L235 215V213H237V212H240L241 211V209H246L248 206H252L251 205V203L249 202V199H247V197H245L244 198V200L243 201H241L240 200V197H242L243 196V194H241L240 192H237V190H236V188L235 187H237V186H239V183L237 184V183H232ZM71 183V182H70ZM98 183V184H97ZM106 183V184H105ZM140 183H142V182H140ZM147 183L148 184H150V187L152 186V188H153V186H155V185H153L152 184V180H149L148 179V181H147ZM241 183V182H240ZM69 184V183H68ZM73 184H75V181H74V183ZM72 184V185H73ZM79 184V183H78ZM77 184V185H78ZM132 184V183H131ZM129 184L131 187H132V185H135V186H137V184L139 185V182L137 183V184ZM144 184H145V181H144ZM142 185V184H141ZM146 186H147V184H145ZM129 186V187H130ZM134 187V186H133ZM132 187V188H133ZM145 187V186H144ZM151 188V191L153 190ZM155 188V187H154ZM157 188H159V187H157ZM156 188V189H157ZM175 188V187H174ZM66 189H68V190H66ZM111 189V190H110ZM135 189V188H134ZM123 190V189H122ZM160 190H163L162 188H160ZM166 190V189H165ZM164 190V191H165ZM249 191H247V194H246V196L247 195H249L251 192H252V190H254V189H248ZM6 190H4L3 192H5ZM64 191V190H63ZM157 191H159V189H157ZM172 191V190H171ZM2 192V193H3ZM155 192V191H154ZM80 193V194H79ZM153 193V192H152ZM159 193H161V192H159ZM171 193V192H170ZM169 193V194H170ZM176 193V192H175ZM174 192H173V194H175ZM1 194V193H0ZM7 194V193H6ZM6 194H4L5 195V198L6 199H2V198H4V197H2V198H0V216H2V218H5L6 216H7V213H9V212H13L12 210L13 209H11L10 208V204H11V196H6ZM155 194V193H154ZM161 194H165V193H161ZM161 194H160V198H161ZM172 194V193H171ZM177 194H178V192H177ZM77 195V194H76ZM150 195H151V193H150ZM155 195H159V194H155ZM176 195V194H175ZM232 195V196H231ZM234 195H236L235 196V198H234ZM1 196V195H0ZM3 196V195H2ZM169 195H167V196H165V197H168ZM171 197H172V195H170ZM169 196V197H170ZM7 197H8V199H7ZM152 197H154L153 195H152ZM151 197V198H152ZM231 197H233V198H231ZM77 198V197H76ZM145 198H147V197H145ZM149 198V197H148ZM158 198V197H157ZM257 198H258V196H257ZM78 199V198H77ZM159 199V198H158ZM184 199V200H185ZM140 200V199H139ZM148 200V199H147ZM151 200V199H150ZM178 200V201H177ZM142 201V200H141ZM157 201V200H156ZM155 201V202H156ZM187 201L185 202V204H188L187 203ZM241 201V202H240ZM134 202V201H133ZM143 202V201H142ZM136 202H134V204H135ZM138 203V202H137ZM147 203H149V201L147 202ZM159 202H157V204H158ZM162 203H164V202H162ZM183 203V202H182ZM238 203H240L241 205H239ZM131 204V203H130ZM134 204H133V207H134ZM139 204H140V202H139ZM139 204H137V205H139ZM155 204V203H154ZM161 204V203H160ZM167 204V205H168ZM136 205V204H135ZM136 205V206H137ZM142 205V204H141ZM149 205H150V203H149ZM152 205V204H151ZM163 205H165V204H162V206ZM126 206V205H125ZM128 206V205H127ZM146 207L147 209H148V206L146 205V204H144V202H143V207ZM154 206V205H153ZM152 206V207H153ZM161 206V207H162ZM170 206V205H169ZM62 208L60 209V207H58L60 210H64V211H67V210H69V212H72V211H70L73 207L71 206V205H64V206H61ZM141 207V206H140ZM150 208H152L151 206H149ZM161 207H160V210H162L161 209ZM167 207V206H166ZM182 207V206H181ZM192 207H194V206H192ZM84 208V207H83ZM130 208V207H129ZM132 208V207H131ZM137 208H139V207H137ZM169 208V207H168ZM133 209H136V208H133ZM144 209V208H143ZM164 209H165V206H164ZM167 209V208H166ZM174 209H175V207H174ZM176 209H177V207H176ZM175 209V210H176ZM179 209H181L180 207H179ZM187 209V208H186ZM191 209V208H190ZM117 210V209H116ZM146 210V209H145ZM144 210V211H145ZM183 210V209H182ZM181 210V211H182ZM184 210H185V208H184ZM216 210V209H215ZM211 211V212H215V213H217V210L216 211ZM59 211V210H58ZM58 211H55V212H58ZM63 211V212H64ZM83 211V210H82ZM82 211H80L79 209L77 210V212H82ZM112 211V210H111ZM133 211V210H132ZM140 211H142V209L140 210ZM148 211H149V209H148ZM154 211V210H153ZM68 211H67V214L69 213ZM76 212V211H75ZM136 212H139V210L138 211H136ZM135 212V213H136ZM143 212V211H142ZM142 212H140V213H142ZM149 212H151V213H149V215L146 213V211H145V213H146V215H148V216H151L152 215V209H150V211ZM158 213H159V211H157ZM156 212V215H158V213ZM165 211H163L162 210V214L164 213ZM219 212V211H218ZM221 212V211H220ZM263 214H264V209L261 211ZM58 213H60V211L58 212ZM64 213H66V212H64ZM83 213V212H82ZM161 213V212H160ZM184 213H185V211H184ZM70 214V213H69ZM133 214H134V212H133ZM139 214V213H138ZM151 214V215H150ZM161 214V215H162ZM187 214V213H186ZM5 215V216H4ZM53 215V214H52ZM52 215H51V217L50 218H52ZM143 217L144 216H146V215H143V214H141ZM154 215H155V213H154ZM154 215L153 216H151V218H153L154 217ZM185 215V214H184ZM194 215V214H193ZM193 215H191L192 217H194ZM197 215V214H196ZM210 215V214H209ZM20 216L21 215H17L16 217H18V218H20ZM159 216V215H158ZM164 216V215H163ZM198 216V215H197ZM221 216V215H220ZM15 217V218H16ZM132 217V216H131ZM137 217V216H136ZM161 217V216H160ZM160 217H158L159 219H160ZM188 217V216H187ZM186 217V218H187ZM200 218H201V216H199ZM198 217V218H199ZM202 217H204V216H202ZM222 217V216H221ZM1 218V219H2ZM146 218H147V216H146ZM151 218H147L148 220L150 219L151 220ZM185 218V217H184ZM188 218H191V217H188ZM34 219H36V215H26V216H23L22 218H21V220L23 221L22 222V224H25V223H28V222H31L32 220H34ZM129 219V218H128ZM136 219V218H135ZM134 219V220H135ZM138 219V218H137ZM140 219V221L139 220H137V221H134L133 220V223H135V224H139V222H145V224H146V220L145 221H143L142 219H141V217L139 218ZM193 219H197V217H195V218H193ZM207 219V218H206ZM209 219V218H208ZM219 219V218H218ZM235 219V218H234ZM42 220V219H41ZM40 220V221H41ZM44 220V219H43ZM174 220V219H173ZM173 220H172V222H173ZM185 220V219H184ZM188 221L190 220V219H187ZM199 220V219H198ZM203 220V219H202ZM212 220V219H211ZM231 220V219H230ZM232 220H233V218H232ZM231 220V221H232ZM39 221V222H40ZM46 221H49V219H46ZM127 221H129V220H127ZM132 221V220H131ZM153 221V220H152ZM155 221V220H154ZM157 221H159L158 219H157ZM201 221V220H200ZM208 221V220H207ZM168 222V221H167ZM177 221H174V223H176ZM183 222V221H182ZM185 222V221H184ZM191 222H192V220H191ZM202 222H204V221H202ZM206 222V221H205ZM233 222V221H232ZM153 223V227H154V222H152ZM151 223V224H152ZM166 223V222H165ZM171 223V222H170ZM173 223V224H174ZM178 223H180V221L178 222ZM188 223H190V222H188ZM198 223V222H197ZM201 222H199V224H200ZM213 223V222H212ZM237 223V222H236ZM235 223V224H236ZM120 224V223H119ZM118 223H117V225H119ZM145 224H143V225H145ZM148 224H150V221H147V225ZM202 224V223H201ZM233 224V223H232ZM232 224H230V225H232ZM107 225V224H106ZM124 225H126V224H123V227H124ZM129 225H132L133 226V224H130V221H129V224L127 225V226H129ZM142 225V224H141ZM140 224H139V227L141 226ZM168 225H169V223H168ZM172 225V223L170 224V226ZM178 225V224H177ZM180 225V224H179ZM179 225H178V227H179ZM182 225H184V224H182ZM181 225V227H184V226H182ZM204 225V224H203ZM212 225H215V224H212ZM105 226V225H104ZM127 226H125V227H127ZM131 226V227H132ZM136 226V225H135ZM138 226V225H137ZM170 226H167V224H166V227H170ZM216 226V225H215ZM113 227V226H112ZM130 227V226H129ZM141 227H143V226H141ZM152 227V226H151ZM173 227H175L174 229L176 230V228H178V227H176V226H174L173 225ZM192 227H194V226H192ZM196 227H197V224H196ZM199 227H201V225L199 226ZM212 227V226H211ZM214 227V226H213ZM101 228H105V227H101ZM115 228V227H114ZM133 228H134V226H133ZM156 228V227H155ZM170 228H172V226L170 227ZM169 228V229H170ZM195 228V227H194ZM119 229V228H118ZM124 229V228H123ZM135 229V228H134ZM139 229V228H138ZM147 229V228H146ZM145 229V230H146ZM152 229V228H151ZM154 229V228H153ZM168 229V230H169ZM173 229V228H172ZM187 229H190V228H188L187 227ZM137 230V229H136ZM135 230V231H136ZM144 230V229H143ZM143 230H141V231H143ZM164 230H165V228H164ZM166 230H167V228H166ZM138 231V230H137ZM136 231V232H137ZM151 231V230H150ZM153 231H155V230H153ZM170 231V230H169ZM169 231H167L168 233H169ZM171 231H173V230H171ZM180 231V230H179ZM178 231V232H179ZM129 232V231H128ZM147 232V230L145 231V233ZM176 232V231H175ZM142 232H140V234H141ZM144 234V233H143ZM148 234H149V232H148ZM92 238V237H91ZM106 239V238H105ZM93 240V239H92ZM104 240V239H103ZM91 242H93V241H91ZM91 244V243H90ZM139 245V244H138ZM141 245V244H140ZM85 246H86V244H85ZM89 246H91V245H89ZM94 246V245H93ZM134 246V245H133ZM87 247V246H86ZM89 248V247H88ZM136 249V248H135ZM135 249H132L133 251L135 250ZM89 250H90V248H89ZM143 250V249H142ZM149 250V249H148ZM129 251V250H128ZM142 253H143V251H142ZM79 255H81V254H79ZM141 255V254H140ZM149 255V254H148ZM76 256H77V254H76ZM139 256V255H138ZM129 257V256H128ZM131 258H132V256H131ZM89 259V258H88ZM133 259H135V257L133 258ZM166 262V261H165ZM165 262H163V260L162 261H160V262H158V263H156V264H165ZM137 263V262H136ZM140 263V262H139ZM78 264V263H77ZM80 264V263H79ZM138 264V263H137ZM147 264H149V263H147ZM166 264H168V262L166 263ZM174 264V263H173ZM179 264V263H178Z\"/></svg>",
  "mask_w": 264,
  "mask_h": 264
},
{
  "label": "water",
  "instance_id": "3",
  "mask_svg": "<svg viewBox=\"0 0 264 264\" xmlns=\"http://www.w3.org/2000/svg\"><path fill=\"white\" fill-rule=\"evenodd\" d=\"M1 18V17H0ZM223 27H225V26H220L219 27V29H222ZM213 28V27H212ZM211 28V29H212ZM235 28V27H234ZM235 29H238V28H235ZM253 29H255V28H245L244 30H239V31H245V33L247 32L248 34H251V33H255V31H253ZM3 31H7V29H5L4 28V30ZM11 31V30H10ZM215 36L214 35H211V36H209V35H207V39L210 41V44L211 45H213L214 47H216V48H219V50L224 54V56H225V59L227 60L226 61V63H229V59H230V55L228 54V53H224L223 51H222V49H223V47L224 46H222L223 45V43H221L218 39H216V38H214ZM222 44V45H221ZM217 66H216V70H217ZM249 71H252V72H254L251 68H249L248 69Z\"/></svg>",
  "mask_w": 264,
  "mask_h": 264
}]
</instances>
